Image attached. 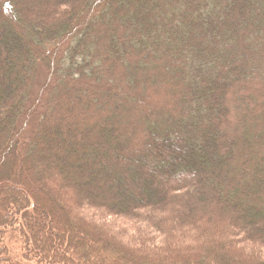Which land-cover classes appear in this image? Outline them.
<instances>
[{
  "label": "trees",
  "instance_id": "trees-1",
  "mask_svg": "<svg viewBox=\"0 0 264 264\" xmlns=\"http://www.w3.org/2000/svg\"><path fill=\"white\" fill-rule=\"evenodd\" d=\"M0 176V264H264V0H0Z\"/></svg>",
  "mask_w": 264,
  "mask_h": 264
},
{
  "label": "rangeland",
  "instance_id": "rangeland-1",
  "mask_svg": "<svg viewBox=\"0 0 264 264\" xmlns=\"http://www.w3.org/2000/svg\"><path fill=\"white\" fill-rule=\"evenodd\" d=\"M87 103V102H86ZM86 103H84V104H86ZM134 107H136V105L135 104H132ZM86 106H88V105H86ZM80 112H77V114H76V116H72L71 117V119H73V120H77L80 116ZM110 119V118H109ZM108 119V120H109ZM92 122V125H95V123L93 122V121H91ZM77 129H79V131H77L76 132V134H79V133H82L83 131H85V130H89V128H87V127H85L84 128V126H76L75 127V131L77 130ZM131 132V131H130ZM130 132H126V133H123V134H121V136L123 137V138H127L129 135H130ZM54 146V145H53ZM75 147H74V141H73V146H72V150H75L74 149ZM54 149L56 150L57 149V147L55 146L54 147ZM51 150V147H50V145L49 146H46V148H45V150L44 151H47V152H49ZM58 153H59V157H62V155H64L65 154V152H63L61 149H59L58 150ZM11 158V157H10ZM12 159V158H11ZM1 177V176H0ZM4 177V176H3ZM94 178V177H93ZM37 181V182H36ZM29 182L30 183H33L32 182V180L31 179H29ZM41 183H43L42 184V186L43 187H45V189H47L48 191L50 190V188L47 186V184H46V182H41ZM35 184H40V182H39V180H37V179H35ZM85 184L88 186V187H90V188H92L93 187V181H91V179H89V180H87L86 182H85ZM109 189H110V187H108ZM97 189L98 190H100V187H98L97 186ZM47 197H48V199L49 200H53L54 202L56 201V198L52 195V194H49L48 193V195H47ZM56 210V209H55ZM55 213H56V211H55ZM60 219V221H56L57 222V224H62L63 226H66V221H63L61 218H59ZM49 223L51 224L52 223V221H49ZM51 228H52V226H51ZM56 234H57V231H54ZM17 232H13V235H15L16 237H14V238H12V241L10 242L11 243V245H10V249L13 251V253L14 254H17V253H19V252H22V248L20 247V244L18 243V242H16L17 241ZM13 244V245H12ZM62 249L64 248L63 246L61 247Z\"/></svg>",
  "mask_w": 264,
  "mask_h": 264
}]
</instances>
